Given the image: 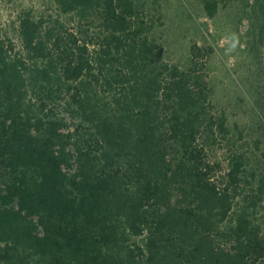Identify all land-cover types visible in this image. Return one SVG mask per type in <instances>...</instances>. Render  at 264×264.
Wrapping results in <instances>:
<instances>
[{
	"label": "trees",
	"instance_id": "16d2710c",
	"mask_svg": "<svg viewBox=\"0 0 264 264\" xmlns=\"http://www.w3.org/2000/svg\"><path fill=\"white\" fill-rule=\"evenodd\" d=\"M150 15L50 0L0 25V264H264V179L213 159L209 55L164 61Z\"/></svg>",
	"mask_w": 264,
	"mask_h": 264
},
{
	"label": "rangeland",
	"instance_id": "374dc122",
	"mask_svg": "<svg viewBox=\"0 0 264 264\" xmlns=\"http://www.w3.org/2000/svg\"><path fill=\"white\" fill-rule=\"evenodd\" d=\"M156 23L155 41L164 61L187 67L196 46L209 55L208 70L217 108L225 112L231 141L213 152L228 168L231 151L247 160L257 187L264 179V0H142ZM208 1L217 3L210 18ZM50 0H0V25L11 27L24 8L43 11ZM264 228V204L259 208Z\"/></svg>",
	"mask_w": 264,
	"mask_h": 264
}]
</instances>
